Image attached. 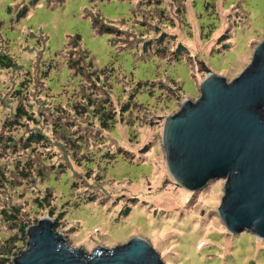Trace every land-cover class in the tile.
I'll list each match as a JSON object with an SVG mask.
<instances>
[{"label": "rangeland", "instance_id": "obj_1", "mask_svg": "<svg viewBox=\"0 0 264 264\" xmlns=\"http://www.w3.org/2000/svg\"><path fill=\"white\" fill-rule=\"evenodd\" d=\"M33 1L0 0V55H9L15 65L0 69V119L23 105L36 122L23 120L17 136L25 139L39 130L48 139L47 148L33 152L23 153L18 144L11 165L0 163L5 173L0 264H13L28 243L27 234L6 225L3 212L21 207L19 221L35 226L50 216V209H36L42 198L51 200L54 221L64 208L65 221L56 231L88 253L142 239L165 264H264V240L230 233L217 213L225 182L214 181L197 193L179 187L169 173L162 138L166 120L183 103L200 98L208 74L230 83L249 66L264 41V0H160L164 26L159 9L138 8L148 0H38L34 6ZM24 7L28 15L17 22ZM102 26L121 33L102 34ZM161 33L174 39L158 48ZM178 45L185 50L175 64ZM69 60L79 65L72 72L64 62ZM47 61L57 67L43 80ZM105 71H114L110 81L99 76ZM148 81L156 83L154 98L138 95L142 102L123 115L134 85L141 89ZM84 99L96 107L90 109ZM108 101L116 125L105 132L95 111ZM90 198L97 202L74 207ZM127 207L131 212L122 217ZM10 239L15 244L9 245Z\"/></svg>", "mask_w": 264, "mask_h": 264}, {"label": "water", "instance_id": "obj_2", "mask_svg": "<svg viewBox=\"0 0 264 264\" xmlns=\"http://www.w3.org/2000/svg\"><path fill=\"white\" fill-rule=\"evenodd\" d=\"M208 75L200 98L183 103L165 122L162 138L169 173L190 193L224 181L217 213L226 229L264 240V41L232 82ZM54 226L45 218L30 227L27 249L13 264H165L145 240L88 253L71 247Z\"/></svg>", "mask_w": 264, "mask_h": 264}, {"label": "trees", "instance_id": "obj_3", "mask_svg": "<svg viewBox=\"0 0 264 264\" xmlns=\"http://www.w3.org/2000/svg\"><path fill=\"white\" fill-rule=\"evenodd\" d=\"M134 1L135 0H133V2ZM171 1L176 2V3L177 2H179V3L185 2V0H171ZM37 3H38V0H34L32 5L34 6ZM160 3H161L160 0H148L147 4H139L138 8H140L142 6L148 7V12L151 11L152 7L159 9L160 13H158L159 14L158 21H159L160 25L164 26L167 22V17H166V13H165L164 9L162 8V6L160 5ZM160 7H161V9H160ZM28 10H29L28 7H24V8H21V10H19V12L17 14V22H19L20 20L27 17ZM134 13H135V10H134ZM149 20L151 22H155L156 17H154V18L150 17ZM95 25L100 26L97 22H95ZM105 31H107L108 33H110V32L121 33L120 31H113L112 29H107L105 27L102 28L100 33L104 34ZM155 33L157 35H159L160 31L156 30ZM169 38L174 39V37L168 35L167 33H161L159 39H157V41H156V45L158 46V48H159V46H163ZM79 41H80V38H77L73 42L74 52H75V47L77 48L79 46L78 45ZM6 45L8 48L9 44L7 43ZM146 47L149 48L150 43H147L143 47V51H144V53H146L145 55H147V48ZM177 47H178L177 53L173 54V58L175 60V64L176 63L180 64L182 62V58H181L180 53L183 50H185V47L182 45H178ZM160 52H161L160 49H157L156 55H154V57L157 58L160 55ZM8 53H12V50L8 49ZM163 55H165V49L163 51ZM64 62L67 64L70 71L74 70L75 68H77L79 66L78 63H73L71 60H69L68 62H66V61H64ZM160 62H161V60H160ZM163 63H165V62H163ZM56 64L57 63L55 61H47V63L45 64V68L42 71L43 72V76H42L43 80L49 79V75L47 77V74H50L52 68L55 69L57 67ZM90 64H92V63H90ZM14 67H15V65H13V62H12L9 55H7V54L0 55V69L1 70H9L10 71V70H13ZM107 72L110 74V76H106ZM103 75L108 78L107 80H109V77H112L114 75V71H110V72L105 71V72L99 74L100 77ZM72 76L74 77V75H72ZM153 84H156V83H151L150 81H148V85L142 84L141 89H140V85H138V83L135 84L134 86L137 85V87L135 88V93L129 98L127 103H125L123 110H122V114L123 115L124 114H130L133 112L134 105L140 104L142 102V100L138 99V95H140V94L145 93V94H147L146 98H148V95H149V97L153 99L154 98V90H152ZM18 94H20V91H18ZM17 98L19 99V95ZM150 98L148 100H150ZM83 102H85L90 109H94L96 107V104L93 103L90 99H88V100L84 99ZM95 112H97L96 117L98 118V120L100 122V126H101L103 131L108 132V131L115 128V125H116L115 114L116 113L114 110L111 109V104L109 101L105 102L103 105H101V107L98 109V111H95ZM1 119H0V125H1L0 127H2V133L0 134V163L1 162H8V165L9 166L11 165L10 155H14L17 152V150L19 148L18 144H21L20 148L23 149V153L33 152L35 148H47L48 139L39 130L30 131V133L25 137V139H23L22 136H17V134H16L17 131L23 127V125H22L23 120H26L28 123H35L36 122L34 117L27 113V111L25 110L23 105H19L15 109L14 113H12L11 115H8L4 120L1 121ZM63 140L67 141L65 135H63ZM119 162L120 161H117L115 163V165ZM1 166L2 165H0V182H1L2 186H5V182L3 179V177L5 176V173L2 171ZM84 202H85V204H83ZM96 202L97 201L94 198H90V199H88V201L87 200L86 201H76L75 202L76 206L74 205V207H79L81 205H86V204H93ZM50 203H51V200L49 198L48 199L42 198V199L37 200L35 205L37 206L36 207L37 210L45 209V208L50 209L51 212L49 213V215H50L49 218L53 219V215H54L53 214V208L54 207H51ZM13 209L14 208H12L10 213L3 212V214H2L3 221L5 223H7L6 225L13 224V226H15V227H11L13 230L19 229L21 233L26 235L28 229L33 225L30 226L29 224H31V223H29V222L24 223V222L19 221V217L17 216V214H19L20 211L22 212L21 207L14 209L15 213H13ZM62 210L63 211H61L58 214V216L55 217L56 220L55 221L53 220L55 223V226H54L55 231L59 227V225L63 221H65L66 213L64 212V208H62ZM130 212H131V209H129V207H127L121 213V216L122 217L128 216L130 214ZM39 221L40 220H37L36 224H38ZM19 225H23V226H19ZM8 243H9V245L15 244L12 241V239H10L8 241Z\"/></svg>", "mask_w": 264, "mask_h": 264}]
</instances>
